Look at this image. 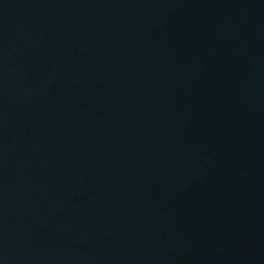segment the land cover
Masks as SVG:
<instances>
[{
    "label": "water",
    "instance_id": "1",
    "mask_svg": "<svg viewBox=\"0 0 264 264\" xmlns=\"http://www.w3.org/2000/svg\"><path fill=\"white\" fill-rule=\"evenodd\" d=\"M0 264H264V0H0Z\"/></svg>",
    "mask_w": 264,
    "mask_h": 264
}]
</instances>
